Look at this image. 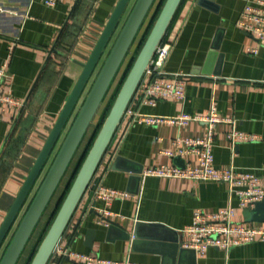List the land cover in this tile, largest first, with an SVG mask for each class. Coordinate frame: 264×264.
Wrapping results in <instances>:
<instances>
[{
  "label": "crops",
  "instance_id": "obj_1",
  "mask_svg": "<svg viewBox=\"0 0 264 264\" xmlns=\"http://www.w3.org/2000/svg\"><path fill=\"white\" fill-rule=\"evenodd\" d=\"M118 2L61 0L48 8L40 0H0V68H6L2 92L23 104L6 107L0 118V226ZM245 5L242 0H184L164 40L171 45L164 71L187 80L184 102L162 100L151 107L134 98L129 107L174 118L204 116L214 105L221 117L234 122L216 128L215 166L252 172L264 182V47L238 27ZM255 48L258 52L252 53ZM205 127L194 121L183 126L130 125L125 119L95 181L132 197L115 200L106 207L113 215L102 217L91 211L93 202L98 209L104 207L94 197L85 211L87 194L58 250L137 264H172L170 246L179 239L185 264H264L262 241L228 251L210 248L202 256L184 247V231L197 211L212 214L231 206L236 222L263 223L250 220L256 206L240 208L227 183L145 176L151 168L198 166L194 155L174 158L166 153L176 152L178 138L203 137ZM233 129L258 140L232 147L228 134ZM117 157L122 159L113 169ZM138 227L141 235L136 239ZM56 258L59 264H83L59 252Z\"/></svg>",
  "mask_w": 264,
  "mask_h": 264
},
{
  "label": "water",
  "instance_id": "obj_2",
  "mask_svg": "<svg viewBox=\"0 0 264 264\" xmlns=\"http://www.w3.org/2000/svg\"><path fill=\"white\" fill-rule=\"evenodd\" d=\"M132 2L133 0H119L117 3L91 53L90 58L85 64H83V71L72 90L69 99L58 116L29 175L3 220L0 226V252L13 228L17 225L16 223L19 221L24 207L30 200L31 194L41 179L55 149L63 137V134L70 125L63 142L61 143L45 176L40 182L33 198L23 213L10 242L6 246L2 257L0 258V264H18L22 258L24 251L61 186L97 113L108 96L117 75L125 63L133 44L157 0H135L116 40L97 73L95 80L76 113V116L73 118L83 94L91 83L98 66H100L105 53ZM182 3L183 0L164 1L143 46L134 60L91 148L80 166L59 211L41 241L30 264H48L72 218L87 194L89 195L85 211L91 204L94 192L99 185V182L95 181V176L113 144L115 136L122 125L126 111L134 99L142 78L151 62L154 60L158 48L165 40ZM121 159V157H117L116 161L113 163V169L117 167V162ZM111 161L112 158L109 160L108 166ZM92 205L95 207V202H93ZM91 211L95 212L94 208H92ZM250 215L251 221L264 222V202L257 203L255 209L250 212ZM115 224L116 223H114V225ZM140 235L141 230L138 227L137 230H135L133 237L137 239ZM124 237L125 239H130L129 234H125ZM134 245L135 240H133V246ZM170 250L172 264H185L182 260L184 249L180 248L179 239L173 241Z\"/></svg>",
  "mask_w": 264,
  "mask_h": 264
},
{
  "label": "built area",
  "instance_id": "obj_3",
  "mask_svg": "<svg viewBox=\"0 0 264 264\" xmlns=\"http://www.w3.org/2000/svg\"><path fill=\"white\" fill-rule=\"evenodd\" d=\"M34 2L36 0H30ZM48 8H55L61 0H40ZM246 3L238 27L247 31L257 39L260 46L264 47V0H242ZM171 51L170 43L163 41L158 48L154 60L147 69L137 89L134 98H138L143 105L155 107L159 101L170 100L184 102L186 98L187 80L181 74H168L164 71L165 64ZM257 53L258 49H252ZM6 77V68H0V118L6 107H21L23 104L4 95L2 92V80ZM127 119L129 124L145 126H159L161 124L186 125L187 123L203 122L205 133L200 138H178L174 141L176 152H167L170 157H185L194 155L198 158V166H162L151 168L145 172L147 177L191 179L197 181H210L227 183L232 194L238 196L240 208H254L257 203L264 202V182L252 172L238 171L231 166L228 169H218L215 164L214 147L216 140V128L219 124H234L233 120L221 117L213 105L204 116L180 115L174 118L145 115L127 109L123 121ZM123 123V122H122ZM228 140L232 147L243 142H256L258 137L233 129L228 134ZM264 172V167H262ZM126 191L98 185L94 192L96 202H101L103 208L96 209L102 217L112 216L113 213L106 207L115 200L131 198ZM236 210L229 206L212 214L197 211L193 221L184 231L188 236V242L184 247L193 249L198 255H204L210 248H219L225 251L235 246L250 244L256 241L264 242V222L246 226L235 221ZM59 246V245H58ZM57 252L67 258H74L83 264H137L130 260L113 261L88 254H80L72 251L58 250V247L48 264H59L56 258Z\"/></svg>",
  "mask_w": 264,
  "mask_h": 264
},
{
  "label": "rangeland",
  "instance_id": "obj_4",
  "mask_svg": "<svg viewBox=\"0 0 264 264\" xmlns=\"http://www.w3.org/2000/svg\"><path fill=\"white\" fill-rule=\"evenodd\" d=\"M161 1L162 0H157L156 4L154 5L153 9L151 10L149 16L147 17V19L145 21V24H144L143 28L141 29V32L139 33V35H138L135 43L133 44V46L131 48V51H130V53H129V55H128L126 61H125V63L123 64V66H122L119 74L117 75V77H116V79H115V81H114V83H113V85H112V87H111V89L109 91L108 96L106 97V99L103 102V104H102L99 112L97 113V115H96V117H95V119H94V121H93V123L91 125V128H90V130H89V132H88V134L86 136V138L84 139L81 147L79 148V151L77 152V154H76V156H75V158L73 160V163L71 164V166H70V168H69V170H68V172H67V174H66V176H65V178H64V180H63V182L61 184V186L59 187L57 193L55 194V197L53 198V200L50 203L47 211L45 212V214H44V216H43V218H42V220H41V222H40V224H39L36 232L33 234V237L31 239L30 243L28 244L27 249L24 252L23 257H22L21 261L19 262V264H26L27 263L28 259L30 258V254H31L32 250L34 249V247L36 246V244L39 241V238H40V235L42 234V231L47 227V224H48V222H49V220L51 218L52 213L56 209V207H57L60 199H62V197L64 196V193L66 191V184L70 180V178H71V176H72L75 168L78 166V163L80 161V158L82 157V154L84 153V151L86 149V146L88 145L89 141H91V138L94 135V132L96 130V127L98 126V124H99V122H100V120L102 118V115H103L105 109L108 108L112 104L111 101H113L114 96L118 92V89H119L120 85L122 84L124 78L126 77L128 71H129L128 66L130 64V60L132 58H134V56L136 55V52L142 46V43L144 42V39L146 38V34H148V32L150 31V28L152 26V18H154V15H156V13L158 11V6H159L158 4ZM134 2H135V0H133V2L131 3L130 7L128 8L126 14L124 15V17H123V19L121 21L120 27L117 30L116 34L114 35V37H113V39H112V41H111V43H110V45H109L106 53H105V56H104V58H103V60H102V62L100 64V67L102 66L104 59L107 57V55H108V53H109V51H110V49H111L114 41L116 40V38H117V36H118V34H119L122 26H123V24H124V22H125V20H126V18L128 16V14L131 11V8H132ZM100 67L98 66V68H100ZM66 132L64 133L63 137L61 138V140H60V142H59V144L57 146V148L55 149V151H54V153H53V155H52V157L50 159L49 164L47 165L45 171L43 172V175H42L41 179L39 180V182H38L35 190L33 191L32 196H31L29 202L25 206V209H23L24 210L23 212H25L28 204L30 203V201L33 198L36 190L38 189V186L40 185V182L42 181L43 177L45 176V174H46V172H47V170H48V168H49L52 160L54 159V157H55V155H56V153H57V151H58L61 143L64 140V137L66 135ZM22 215H23V213L21 214V216L19 218V221L21 220ZM19 221H17V223H16L17 225H18ZM17 225H15V227L13 228V230H12L9 238L7 239V241H6L3 249L1 250V252H0V258L2 257V254H3L4 250L6 249V246L10 242V240L12 238V235H13L14 231L16 230Z\"/></svg>",
  "mask_w": 264,
  "mask_h": 264
},
{
  "label": "trees",
  "instance_id": "obj_5",
  "mask_svg": "<svg viewBox=\"0 0 264 264\" xmlns=\"http://www.w3.org/2000/svg\"><path fill=\"white\" fill-rule=\"evenodd\" d=\"M164 1H165V0H162V1L159 2V4H158V5H159V6H158V11H157L156 15H154V18H152V26H153V24H154V22H155V20H156V18H157V16H158V14H159L161 8H162V6H163ZM183 2H184V0H183ZM182 4H183V3H182ZM177 14H178V13H177ZM175 18H176V17H175ZM152 26H151V28H152ZM151 28H150V30H151ZM149 32H150V31H149ZM149 32H148V34H149ZM148 34H146V38H147ZM146 38L144 39V42H145ZM144 42L142 43V46H143ZM142 46H141V47H142ZM141 47H140L139 50L136 52V55L134 56V58H132V59L130 60V64H129V66H128V69H129V70H130V68H131V66H132V64H133V62H134V60L136 59V57H137V55H138V53H139ZM104 60H105V59H104ZM103 62H104V61H103ZM128 72H129V71H128ZM127 74H128V73H127ZM126 76H127V75H126ZM125 78H126V77H125ZM125 78H124V80H125ZM124 80H123V81H124ZM122 83H123V82H122ZM121 85H122V84H121ZM121 85H120V87H121ZM120 87H119V89H120ZM119 89H118V91H119ZM117 93H118V92H117ZM117 93H116V95H117ZM116 95L114 96V99H115ZM114 99H113V101H114ZM113 101H111V102L113 103ZM111 106H112V104H111L108 108L105 109V111H104V113H103V115H102V118H101V120H100L98 126L96 127V130H95V132H94V135H93L92 138H91V141H89L88 145L86 146V149H85L84 153L82 154V157L80 158V161H79V163H78V166L75 168V170H74V172H73V174H72L70 180H69L68 183L66 184V191H65V193H64V196L62 197V199H60V201H59V203H58L56 209H55L54 212L52 213L51 218H50V220H49V222H48V224H47V227L42 231V234L40 235L39 241H38V243L36 244V246L34 247V249L32 250V252H31V254H30V258L28 259V261H27L26 264H30V263H31V260H32V258L34 257V255H35V253H36V251H37V249H38V247H39L41 241L43 240V238H44L45 234L47 233V231H48L50 225L52 224V222H53V220H54V218H55L57 212L59 211V209H60V207H61V205H62V203H63V200L65 199V197H66V195H67V193H68V191H69V189H70V187H71V185H72V183H73V181H74V179H75V177H76V175H77V173H78V171H79V168H80V166L82 165V163H83V161H84V159H85V157H86V155H87L89 149L91 148V146H92V144H93V141L95 140V137H96L98 131L100 130V127H101V125H102L104 119L106 118V116H107V114H108V112H109ZM68 127H69V126H68ZM68 129H69V128H68ZM66 133H67V132H66ZM85 138H86V137H85ZM41 220H42V219H41ZM40 222H41V221H40ZM39 224H40V223H39ZM38 226H39V225H38ZM37 228H38V227H37ZM36 230H37V229H36ZM36 230H35V232H36ZM35 232H34V233H35ZM30 241H31V240H30ZM29 243H30V242H29ZM26 249H27V248H26ZM25 251H26V250H25ZM25 251H24V252H25ZM23 254H24V253H23ZM22 257H23V256H22ZM21 259H22V258H21ZM21 259H20V261H21ZM20 261H19V262H20ZM18 264H19V263H18Z\"/></svg>",
  "mask_w": 264,
  "mask_h": 264
}]
</instances>
